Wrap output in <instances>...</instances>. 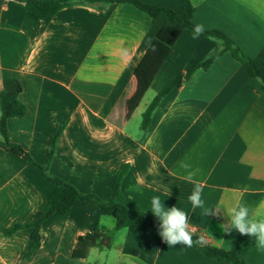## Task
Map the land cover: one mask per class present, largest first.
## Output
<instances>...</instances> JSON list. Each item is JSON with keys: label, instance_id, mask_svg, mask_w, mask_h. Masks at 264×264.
<instances>
[{"label": "crops", "instance_id": "0c3cea01", "mask_svg": "<svg viewBox=\"0 0 264 264\" xmlns=\"http://www.w3.org/2000/svg\"><path fill=\"white\" fill-rule=\"evenodd\" d=\"M140 1L174 11L182 3ZM190 3L194 25L223 33L248 57L264 49V0ZM163 23L129 5L99 8L81 2L36 20L21 3L4 0L0 92L19 83L26 109L22 118L7 121L10 141L43 165L51 134L64 126L50 174L106 200L125 166L120 193L127 209L154 216L150 202L159 196L165 207L189 213L190 230L203 235L205 245L232 252L246 264H264V250L254 237L221 229L237 204L264 210V91L224 52L172 88L141 130L137 119L147 107L146 94L155 96L215 50L212 40L183 33L173 48L176 59L164 63L144 91L139 63ZM182 162L202 183L206 207L219 214L192 209L188 197L194 185L182 178L187 174ZM52 191V184L21 157L0 148V264H229L183 244L169 247L159 233L141 227L115 231L113 219L105 222L113 226L100 227L97 207L82 203L66 215H51L41 225L39 248L28 256L29 230L7 238L2 232L32 222ZM96 229L110 233L109 245L90 249L86 259H73L77 240H90ZM124 230V242L114 243Z\"/></svg>", "mask_w": 264, "mask_h": 264}, {"label": "trees", "instance_id": "16d2710c", "mask_svg": "<svg viewBox=\"0 0 264 264\" xmlns=\"http://www.w3.org/2000/svg\"><path fill=\"white\" fill-rule=\"evenodd\" d=\"M23 5L27 14L36 20L53 18L60 10L73 5L76 2L86 3L91 6L102 8L109 4L129 5L138 11L148 15L150 18H162L164 23L159 32L153 38L149 48L139 63V71L143 76L144 91L152 83L155 76L166 62L176 59L173 48L183 33L192 35L194 24L192 22L193 7L190 0H182L179 10H170L162 7H155L141 2L140 0H14ZM4 0H0L2 4ZM208 38L215 44V50L206 59L198 62L191 70L179 75L171 84L157 93L141 115L140 129L148 126L154 111L157 109L168 92L178 87L186 80L193 71L197 69L206 70L213 59L224 52L239 64H241L250 78L256 79L264 91V49L254 58L245 55L241 49L223 33L213 30H204L200 36ZM21 86L19 83L12 85L8 90L0 92V148L7 153L19 156L23 161L40 177L53 186L52 194L43 210L38 212L34 220L27 224H14L3 230L4 237H11L19 231L29 230L32 247L28 253L30 256L37 250L42 241L40 233L41 225L54 213L68 214L75 203L93 205L97 207L100 216L110 217L114 221V230L129 226H137L146 230L159 233V219L143 212H136L127 209L122 203L120 184L126 173V167L119 169L114 184L111 187L106 200H102L92 194L80 193L71 184L53 176L49 172L50 164L55 152L56 142L61 135L64 126H56L48 140L46 161L43 165L37 164L31 156L21 147L10 141L7 131V121L12 118H22L25 115V106L20 102ZM142 93L132 102L136 107L140 102ZM193 234V240H197ZM110 233L105 230L96 229L90 240L79 238L72 250L73 259H86L90 249H103L109 245ZM201 255L206 258L229 264H246L242 259L232 252L224 251L208 245L193 246Z\"/></svg>", "mask_w": 264, "mask_h": 264}, {"label": "clouds", "instance_id": "9594fccd", "mask_svg": "<svg viewBox=\"0 0 264 264\" xmlns=\"http://www.w3.org/2000/svg\"><path fill=\"white\" fill-rule=\"evenodd\" d=\"M204 30L203 25H194L192 38L198 39L203 34ZM180 167L187 172L182 178L194 185L193 191L188 197L192 209L195 210L200 208L202 214L206 216L219 214V209L212 211L206 207L205 201L202 199L203 185L200 181L195 180L193 174L188 171L191 166L182 162ZM150 211L159 219V235L169 247L183 244L186 247L191 248L194 244L204 245L206 243L203 235H200L197 240H193V234L190 231L191 226L189 223L188 212L181 210L176 206L171 208L165 207L159 196L151 198ZM228 216V223L221 225L222 231L230 234L231 231L235 229L240 235L254 237L256 247L260 250H264V210L257 209L255 212H252L246 205L237 204L228 210ZM111 220L112 218L110 217L101 216L99 226H113L105 223L106 221ZM125 232L126 230L119 233L114 243H123Z\"/></svg>", "mask_w": 264, "mask_h": 264}, {"label": "rangeland", "instance_id": "374dc122", "mask_svg": "<svg viewBox=\"0 0 264 264\" xmlns=\"http://www.w3.org/2000/svg\"><path fill=\"white\" fill-rule=\"evenodd\" d=\"M153 96H154L153 93H151V92L147 93L146 96H145V98H144V100H143V104L145 103V105H148V103H150V101H151V99L153 98ZM143 104H142V106H143ZM143 107H144V106H143ZM145 107H146V106H145ZM140 122H141V117H139V118L137 119V124H139Z\"/></svg>", "mask_w": 264, "mask_h": 264}, {"label": "built area", "instance_id": "2783aa9c", "mask_svg": "<svg viewBox=\"0 0 264 264\" xmlns=\"http://www.w3.org/2000/svg\"><path fill=\"white\" fill-rule=\"evenodd\" d=\"M192 232V234H194V231L193 230H190Z\"/></svg>", "mask_w": 264, "mask_h": 264}]
</instances>
